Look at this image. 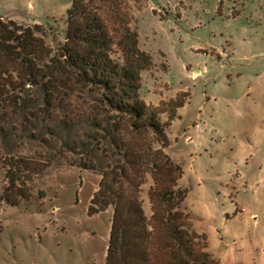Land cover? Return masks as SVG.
Wrapping results in <instances>:
<instances>
[{
	"label": "rangeland",
	"instance_id": "374dc122",
	"mask_svg": "<svg viewBox=\"0 0 264 264\" xmlns=\"http://www.w3.org/2000/svg\"><path fill=\"white\" fill-rule=\"evenodd\" d=\"M72 3L0 0V17L23 27L51 25L64 34ZM101 4L104 13L117 14L116 28L137 34L151 58L141 73L140 99L172 112L167 104L188 94L167 129L166 152L183 168L180 185L188 194L182 210L206 236L208 252L216 264H264V0ZM46 41L56 45L51 36ZM99 97L79 89L58 110H0V197L14 199L16 189L31 195L15 206L0 201V264H107L114 209L90 213L101 174L79 165L88 152L84 137L95 131L92 118L112 114ZM24 99L34 104L42 92L31 90ZM168 118L160 115L163 122ZM74 141L86 145L75 148ZM101 155L96 165L111 163V155ZM21 158L33 166L52 163L32 178L8 174L7 165ZM13 176L26 185L12 188ZM152 185L147 175L139 195L148 219Z\"/></svg>",
	"mask_w": 264,
	"mask_h": 264
},
{
	"label": "trees",
	"instance_id": "16d2710c",
	"mask_svg": "<svg viewBox=\"0 0 264 264\" xmlns=\"http://www.w3.org/2000/svg\"><path fill=\"white\" fill-rule=\"evenodd\" d=\"M102 1L73 0L64 34L51 25L23 27L4 23L0 17V110L10 105L18 111L30 105L58 110L62 101L79 89L100 96L112 114L92 118L95 131L84 137L89 141L88 152L79 165L101 174L90 213L114 209L106 263L216 264L208 252L206 236L195 230L191 215L182 210L188 194L180 185L183 168L166 152L167 129L176 110L186 105L188 94L167 104L172 112L140 99L141 73L152 65L151 58L141 51L135 32L116 28L117 14L104 13ZM49 36L56 45L47 43ZM60 36H64L63 42ZM31 90L42 92V99L34 104L24 99ZM165 113L169 118L163 122L160 115ZM80 145L86 144L73 142L75 148ZM98 151L101 160L111 155V163L96 165ZM51 163L33 166L21 158L7 165V173H29L32 178L44 173ZM147 175L153 180L148 194L150 219L139 199ZM8 179L12 188L18 183L26 185L21 176ZM16 190L20 195L14 199L3 196L0 201L15 206L30 200L26 190Z\"/></svg>",
	"mask_w": 264,
	"mask_h": 264
}]
</instances>
